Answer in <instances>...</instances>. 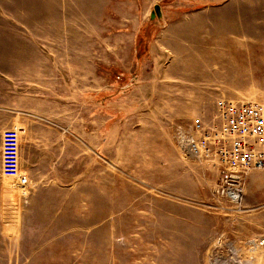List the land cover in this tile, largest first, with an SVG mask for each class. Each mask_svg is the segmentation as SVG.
Segmentation results:
<instances>
[{
  "label": "rangeland",
  "instance_id": "1",
  "mask_svg": "<svg viewBox=\"0 0 264 264\" xmlns=\"http://www.w3.org/2000/svg\"><path fill=\"white\" fill-rule=\"evenodd\" d=\"M26 1L0 0L10 105L20 50L56 63L58 141L76 142L82 125L88 154L76 163L61 144L48 155L41 137L28 150L14 125L29 183L1 177L0 234L20 245L0 244V264H264V246L246 245L264 238V170L227 202L215 193L219 170L186 158L177 140L222 97L264 105V0H89L46 21L21 15Z\"/></svg>",
  "mask_w": 264,
  "mask_h": 264
},
{
  "label": "built area",
  "instance_id": "2",
  "mask_svg": "<svg viewBox=\"0 0 264 264\" xmlns=\"http://www.w3.org/2000/svg\"><path fill=\"white\" fill-rule=\"evenodd\" d=\"M177 140L186 158L207 160L219 170L216 195L238 204L244 198L249 172L264 170V105L222 97L211 119H199L188 127L179 128ZM20 155L18 132L5 130L1 174L19 177L21 184L27 187L29 179L22 174ZM249 244L264 246V238L250 240Z\"/></svg>",
  "mask_w": 264,
  "mask_h": 264
},
{
  "label": "crops",
  "instance_id": "3",
  "mask_svg": "<svg viewBox=\"0 0 264 264\" xmlns=\"http://www.w3.org/2000/svg\"><path fill=\"white\" fill-rule=\"evenodd\" d=\"M25 1V0H24ZM89 0H68L65 5H51L56 4L55 0H32V2L26 1L24 4L31 5V7H25L22 3H20V14H24L26 18H30L29 15L36 17L37 20H52L53 17L61 19V14L66 16L67 12L72 13L73 5H81L89 4ZM98 3V2H91ZM83 8H81L82 11ZM28 13V14H25ZM60 14V16H59ZM41 15H44L42 17ZM58 15V17H57ZM67 18V16L65 17ZM20 19H23L20 16ZM72 19V15L68 18ZM35 35V33H33ZM66 35H71V33H65ZM15 62L9 61H0V72L10 73L14 69ZM16 63L15 65H18ZM56 63L45 62V61H36L33 59H28L24 55V51L20 50V95L17 90V100L16 103L10 105L9 101V91L10 84L14 83V79L8 77L0 76V183L2 180L1 174V150H2V134L5 130L13 129L14 125L19 129L21 137L23 140L28 139L27 149L31 150L38 149L40 147L36 144L37 139L41 137L44 142L40 143V145H45L44 147L47 150L48 155H52L53 152L56 153V150L59 145L63 144L64 147V155L69 157H74L76 159V163L80 162L82 164L83 154L84 157H87L88 151V136L87 133L84 132L83 127L81 125L80 129H76L75 132L77 134L76 142L73 141H58V136H62L64 134V128H60L58 130V119L57 113L51 114L50 107L51 104L49 102L50 94L55 93L56 91ZM39 69H47V72H44L43 75L47 76L42 77L45 81H48L44 87H40L38 85L39 75H42L38 70ZM52 75V78H51ZM52 79V82H51ZM42 90V97L39 100L38 92ZM46 93L49 95L46 98ZM18 131V130H17ZM18 131V132H19ZM84 135V140H83ZM20 137V140H21ZM71 151L67 153V151ZM72 153V154H71ZM35 152H33L32 161L35 162ZM27 171V170H26ZM30 173V172H29ZM30 175V179L33 180L32 174ZM250 182V180H249ZM5 196L4 190L0 184V230L4 229V223L2 221V202ZM250 213V212H247ZM253 213V212H252ZM259 214L255 213L254 215ZM261 215V214H259ZM250 217V216H249ZM18 236V235H17ZM3 237L0 234V244H13L20 245V240L18 237ZM255 236V237H254ZM259 236V237H258ZM252 239L260 238V234L251 235ZM8 238L10 240H8ZM246 242V245L249 244V238ZM8 253H6L7 257ZM5 258L0 254V260Z\"/></svg>",
  "mask_w": 264,
  "mask_h": 264
},
{
  "label": "water",
  "instance_id": "4",
  "mask_svg": "<svg viewBox=\"0 0 264 264\" xmlns=\"http://www.w3.org/2000/svg\"><path fill=\"white\" fill-rule=\"evenodd\" d=\"M158 10H159V7L156 8V11H158ZM157 13H158V14H156V13H153V14H152V18H153V19L156 18V15L158 16V18H161L162 15H161L160 11H158Z\"/></svg>",
  "mask_w": 264,
  "mask_h": 264
},
{
  "label": "bare ground",
  "instance_id": "5",
  "mask_svg": "<svg viewBox=\"0 0 264 264\" xmlns=\"http://www.w3.org/2000/svg\"><path fill=\"white\" fill-rule=\"evenodd\" d=\"M253 171H256V170H253ZM253 171H251V172H253ZM251 172H249V174L247 175L246 178H248V176L250 175ZM246 180H247V179H246ZM19 184H20L22 187L26 188V186H24L23 184H21V181L19 182ZM216 188H217V186H216ZM215 191H216V189H215Z\"/></svg>",
  "mask_w": 264,
  "mask_h": 264
}]
</instances>
